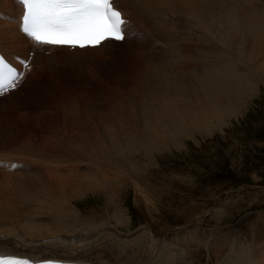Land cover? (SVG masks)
<instances>
[{
    "label": "bare ground",
    "instance_id": "6f19581e",
    "mask_svg": "<svg viewBox=\"0 0 264 264\" xmlns=\"http://www.w3.org/2000/svg\"><path fill=\"white\" fill-rule=\"evenodd\" d=\"M140 1L145 2L141 4ZM116 2L119 7L127 8L131 11L132 15L134 16V21L139 23L137 33H141L142 35L147 34L150 38L152 35L155 38L157 47L153 48L149 46L147 42L141 38V36H135L134 31L131 29L133 26L132 23L127 26V30L133 33L132 37L128 38L126 40V44L120 48H115L111 45L109 47L82 50L81 52L56 54L50 58H44L43 60L39 61L38 65L43 72V63L46 60L56 57H64L65 60H69L73 57H69V55H77L78 53H81V55L89 53L88 56H90L93 55V53H111L112 50L122 52L123 50H126L128 46H130L129 50H131L135 47L133 45L143 44L145 51H143V53L137 52L135 54L136 58L138 59V73H135V81L133 80L132 83H129L131 85L130 88L123 93H110L114 99L119 101V103H117V107H115V112H111L112 116L126 118V120H128L126 124H122L120 128H114L112 125L108 123L106 124L105 120H107L106 117L109 115V113L106 112V115H104V112L102 113L101 111V106H103L102 104L104 101H106L105 96L107 94H102L105 93L103 91H100L99 93L97 92L95 94L96 101L93 99L90 100L88 97V99H85L80 96H77V99L72 101L69 99L70 97H73V94L69 96L66 94L62 95V92H58L59 97L68 101L67 104L59 103L58 105L52 106L54 109V114H49L48 117L41 116L35 120L28 118L30 116L29 114L32 112L28 110L30 109L29 107L36 106L35 109L40 107H48V105L39 104L40 99L45 100L44 98L47 95H55L57 89L61 90L62 80L60 79H65L68 77V73L65 72L71 69V66L70 68L67 67L68 69L64 68V72H58L55 74L58 81L55 80L56 82H51L53 83V86H50L51 83L48 84V87L45 85V83L41 85L33 83L35 80H38L40 76L36 78L33 77L27 83L26 87L20 92L21 94L19 96L15 95L12 98L0 101V105L4 104L7 106V104L10 103L12 106L14 105L13 108L17 109L19 112L18 115L20 114L21 116H25L23 115L24 112H21V110L27 107L28 112L26 111L27 114L25 117L31 122L22 120V128L17 132L15 131V133H18V135H13L14 137H12L11 141L8 142L10 144L16 137L21 136L23 139L20 137L21 140L18 139V141L23 146H21V148L18 150H23L25 156L27 154V157H34L36 155L37 158V155L39 154L45 156L47 161H53L46 165V167L44 166V171L46 172L44 174H46V177L44 178L41 176L42 179L44 178L42 180V187L51 189V197L53 196L52 194L54 192L56 194L54 196H57V198L61 199L63 202H66L67 199L68 203H71L76 197L86 195L88 193L104 195L105 190H111L114 187V185L112 187V183L116 184L117 186L119 185L116 183L117 181L119 182L118 179H124V181H128V183L132 184L134 188H141L140 186L142 184H140V182L143 180L140 181V178H142L147 172L146 169L140 165L141 163H139V160L137 159V153H141V151L140 148H136V145H143L145 147V154L148 151V155H150V146L154 148L158 146V139L163 137L156 132L155 128L145 126L144 123L146 119L149 120V126L152 122L162 126L163 128L166 127L168 122L180 120L182 116L185 118H192L197 124L204 125L207 122L208 113L213 118L216 117L217 112L213 109L226 111L229 108H232L233 111H239L243 107V102L245 99H249V96L253 94V91L258 85L257 76L252 70L258 71V73L264 79V0H116ZM151 2L155 3L151 4ZM21 13L22 10L17 0H0V14L8 16L11 22L5 23L0 20V24H3L6 28H8L7 30H9L8 33H5V31H0V37H5L8 42L6 44L7 46L5 45L6 47L0 46V52L7 60L16 64L17 66H19L21 62L18 52L24 50L25 55L22 59L24 60L28 57L31 51H36L29 39L24 34H21L18 30ZM254 13L255 17H252ZM8 45L12 49L10 48L9 50V48H7ZM208 46L211 47V49H208ZM107 49L111 51L108 52ZM115 51H113L115 54L119 53ZM223 58L227 60L226 63H223ZM52 73H50V75ZM64 73L65 75H63ZM205 73H210L208 78H217L218 82L205 81L210 85L202 87L204 80L200 82V80L198 81V78H200V74L202 75ZM187 78H194L195 81L193 80L191 83L196 84L195 93L199 98H209L210 92L212 99H214V101H212L214 105L202 101H187L184 102L185 106H183L180 102L172 100L168 96L170 95V91H168V95H166V97L170 98L168 100L162 101L160 103V101H158V99H160V93H156V95H154V100L150 99V101H148V99H146V103H151L149 108L143 104V100L146 98V96L152 94L149 89L152 88L156 89V91H160V87H164V85H162L160 82H163L165 85H172L170 89H172V93H174V91H178V85H185L184 83L186 80H188ZM182 79L185 80L181 81ZM153 82L158 83V85H156V87H152ZM227 86H232L233 91H226V89H228ZM224 87H226L224 91H222V89H214ZM164 91H166V87L162 89V93H164ZM182 93H184V91H182ZM99 94L102 100H99ZM216 95L220 99V102L217 104L218 108L216 107ZM176 97H180V93H178ZM109 99L110 98L108 97V101H106L107 104ZM162 99H164V97H162ZM22 102H26L28 106L23 105ZM179 107H184V109H179ZM5 110H7V108ZM14 111H10L9 115H5L6 113H1L0 116H2V119H5L6 121H13L15 117ZM137 113H139L141 116H139ZM183 113L186 114L183 115ZM41 118L46 120L43 122H45L47 130L43 132L45 133L44 135H38L40 138H42L40 140L36 133L34 134L36 136H33L32 133L35 131L33 130L34 126L39 127V123L41 122L39 120ZM51 118L57 119L56 121H58L60 124L56 127L48 128L50 127V123H48V121L52 120ZM144 118L146 119L144 120ZM182 123L185 125L184 120H182ZM21 125H17V127L19 128ZM31 125L32 129L30 128ZM123 127H133L134 135L131 129H123ZM56 128L59 129L55 131ZM112 129L117 130V132L112 131ZM74 130L76 132H74ZM139 131L142 132V135L139 134ZM28 132L32 135L29 134V137L27 138H25L26 136H22L24 133V135H26ZM127 133H129V137H127ZM59 134L61 135V138H59ZM127 139H130L128 140V143ZM2 145L4 146L5 144ZM12 146L9 148V150H14ZM25 150L28 151V153H26ZM131 150H133L132 153ZM12 155H14V152ZM1 156L2 155H0V159L2 161L6 160L1 158ZM74 156L79 159V162L84 163L83 169L85 173H79L78 169L75 173H72V170L67 169L65 166H61L62 168L59 169L61 164V162L60 164L58 163L59 160L69 162V159L74 158ZM15 157L17 156L15 155ZM27 157H25L26 161ZM43 160L45 159L43 158ZM22 162L24 164L25 161ZM65 163L68 164L67 162ZM18 168L19 167H17L15 172H7L10 174H15L21 170V167L19 169ZM59 170H61L63 173L59 174ZM38 176L40 177L39 174ZM20 177H24V175ZM29 183H33L34 185L36 182H34V180H29ZM109 185H111L112 188ZM43 191L44 190L41 191L42 193L39 192V198H41L40 193L43 194ZM45 192L46 191H44V193ZM139 192L140 191H138V193ZM48 194L49 193L47 192L46 195L49 196L50 194ZM27 199H29V197L26 198V201ZM42 200L39 202L41 203ZM58 200L57 203H59ZM45 202H47V199ZM13 203L14 201L0 202V225L4 227L0 228V252L37 258V260L55 259L62 261L88 262L91 264H111L110 262L103 260L93 261L90 258H86L84 253L88 251L87 247L90 243L81 244L73 241L74 238H70L66 240L69 242L68 246L66 247L65 239H58L55 237L56 229L54 237H51V233L48 232L49 230L46 229L47 231L44 230V232H40L43 228L41 230L39 229L40 231L38 229L32 230L30 227H28L30 224L27 226L26 224L20 222L17 224L19 227L17 230L15 228H11L9 226L10 215H4L5 213L3 211L8 210L9 212L8 207ZM26 204L28 205V201ZM43 205L44 204H40V206H38L42 208ZM54 205L53 207L56 206ZM50 206L52 207V205ZM12 207L10 208V212L13 211ZM15 207L17 208V206ZM15 207H13L14 210ZM51 207L49 211L51 210ZM41 208L39 209L41 210ZM73 209L75 208L73 207ZM33 210L34 208L32 211ZM40 210L37 209L38 212ZM41 211L45 212L43 209ZM55 213L52 212L53 215H55ZM11 215L15 218H19V215L17 214ZM198 219L200 220V218ZM57 220L58 218L56 221ZM61 220H63V218ZM90 222L93 226V221ZM98 223L100 224V222ZM53 226L50 228V230L54 229ZM257 229L260 230L261 228ZM64 231H67V229ZM64 231L63 233H65ZM86 231H89L87 230V227ZM89 232H91V230ZM67 233L69 234L68 231ZM213 235L214 234L211 233L210 237L212 238ZM109 236L110 235H108V237ZM114 236L119 237L118 234ZM133 236L134 239L129 238L130 235H127L120 240L119 245L124 244V250L120 252H128L129 254H127L129 256L128 258H122V255L117 256L118 264H171L173 263L172 258L176 256L179 258L183 255H186V251H188L189 246L192 244V242H194V240L196 241L197 239V236L195 237V235H188L189 238L187 237L188 239H184V242L172 241L173 243L170 246L168 243H159L160 240L158 239L159 241H157L155 234L149 230L148 233L141 230ZM240 237L238 238L236 236L229 235L228 240L231 245H235L239 242L243 243L238 246L237 249L236 247H233L228 252L226 250L229 243H223L216 246V242L213 239L212 241L214 242V245L212 244V241L204 242L208 253L211 251L213 254L212 257L215 260L213 261L215 262L214 264H264V244H262L264 242H262V240L261 242L256 241L259 239L257 238L258 236L256 237L254 234L252 235V238L242 236ZM254 237L256 240H254ZM225 239L227 240V238ZM190 240H192V242H190L191 244L189 245L188 241ZM199 240L200 242L202 241L203 245V240ZM108 241L109 240L107 239V245L109 243ZM110 241L112 240L110 239ZM135 241L137 244H146L147 248H144L142 245V247L140 246L139 249L140 252H136V255L131 256L128 248L132 249L133 243H135ZM127 243H129L130 246H128ZM109 244L111 245V243ZM164 244H166V247ZM260 245H262L261 248L263 247L262 250L260 249L262 253L258 252V246ZM138 246L139 244L137 247ZM257 247L258 251L254 254V251L252 252V250ZM111 248L113 249V247ZM134 249L137 248L134 247ZM143 249L147 251L146 256L143 254L145 252H143ZM171 249L177 250L176 255L174 252H171ZM116 250L117 249H115V251ZM222 250L227 252L224 253L226 255L221 253ZM58 254H62L63 256H55ZM218 254H220L222 258H219L221 256H218ZM209 259L210 258L208 257V261Z\"/></svg>",
    "mask_w": 264,
    "mask_h": 264
},
{
    "label": "rangeland",
    "instance_id": "374dc122",
    "mask_svg": "<svg viewBox=\"0 0 264 264\" xmlns=\"http://www.w3.org/2000/svg\"><path fill=\"white\" fill-rule=\"evenodd\" d=\"M144 2L145 1H140L141 4ZM154 3L155 2H151V4ZM252 17H255V13ZM0 20L5 23L10 22L9 17L4 14H0ZM0 28V31L2 32H9V30H7L8 28H6L3 24H0ZM7 43L8 42L5 37H0V46L6 47ZM133 46H135L133 49L129 50L130 46H128L127 49L122 52L112 50L111 53H93V55L90 56H88L89 53H85L84 55H71L73 57L69 60L56 58L45 61L43 63V75L39 77V79L37 78L38 80H35L33 83H37L38 85L45 83L48 87L49 83L57 80L55 76L56 73L64 72L65 70L63 69H68L70 66L71 69L65 72L68 73L67 78L60 79L62 80L61 90L57 89L55 95H47L44 98L45 100L40 99L39 104L48 105V107H40L37 109H35L36 106L29 107L30 109L28 110L32 112L29 114L30 116L28 115V118L35 120L41 116L48 117L49 114H54L52 106L58 105L59 103L67 104L68 101L59 97L58 92H62V95L66 94L69 96L73 94V97H70L69 99L73 101L77 99V96L95 100V94L103 91L105 93L102 94L105 95L107 93L105 100L108 101V97L111 99H109L108 104L104 101L102 104L103 106H101L104 110L103 111L101 109L102 113L104 112V115H106V112L109 113L106 117L107 120H105L106 124L108 123L114 128H120L122 124H126L128 122L126 118L112 116L111 112H115V107H117V103H119V101L114 99L110 93H123L130 88L131 85L129 83H132L133 80L135 81V73H138V59L135 54L137 52L143 53L145 48L143 47V44ZM7 48L10 50L11 47L8 45ZM208 49H211V47L208 46ZM110 51L111 50H108V52ZM113 51L119 53L115 54ZM24 55V50L18 52V56L21 60ZM222 61L223 63L227 62L225 58H223ZM252 71H254L257 76L258 85L253 91V94L249 96V99H245L243 107L239 111H233L232 108H229L226 111L213 109L217 112L216 117L213 118L208 113L207 122L204 125L197 124L192 118H185L182 116L180 120L168 122L164 128L152 122L149 126V120L144 118V120L146 119L144 123L145 126L155 128L156 132L163 137L158 139V146L155 148L150 146V155H148V151L145 154V147L143 145H136V148H140L141 151V153H137V159L139 160V163H141L140 165H142L147 172L142 177L143 179L140 178V181L143 180L140 182V184H142L140 186L141 188H134V186L128 183V181H124V179H121V181L118 179L119 182L117 181L116 183L119 185L117 186L112 183L111 185L112 187L114 185V187L112 188L111 185H109L112 189L105 190L104 195L88 193L86 195L76 197L71 203H68L67 199L66 202H63L61 199L57 198V196H54L56 195L54 192L51 197V189L42 187V180L46 177V174H44L46 173L44 171L45 167L53 161H47L45 156L39 154L37 155V158L36 155L34 157H27L28 154L25 156L23 150H18L21 146H23L18 141V139H23L21 136L16 137L11 142L12 144L14 143V147L11 143L9 144L11 138L18 135L15 131L17 132L22 128V120L31 122L25 117L27 114L26 111L28 112L27 107L21 110V112H24L23 115H25L21 116L20 114L18 115L19 112L17 109L13 108L14 105L12 106L11 103L7 104V106L4 104L0 105V114L6 113L5 115H9L10 111L16 110L14 111L15 122L14 120L6 121L5 119H2V116H0V150L8 152L12 157H14L13 159H20L21 162L25 161L24 166H21V170L15 174L5 173V170H3V172L0 171V202L14 201V203L8 207L9 212L12 206H17V208L15 207V210L12 207L13 211L10 213L8 210H6L7 212L3 211L5 213H3L4 215L7 216L9 214L10 219L13 220L11 221L9 219V226L17 230V228H19L17 224L20 222L26 224L27 226L30 224L28 227L32 230H41L42 228L43 229L41 231L39 230L40 232L49 230L48 232L51 233V237H54L56 229L55 237L58 239H65L66 247L69 244L66 240L70 238H74L73 241L77 243H90L87 247L88 251L84 253V256L92 259L93 261L103 260L110 262L111 264H118L117 256L119 255H122V258H128L129 256L128 252H120L124 250V244L121 242L123 245H119L120 240L127 235H130L129 238L134 239L133 235L137 234V232L141 230L146 231L147 233L148 230L151 231L155 234L156 240H160L159 243H168L170 246L173 243L172 241L184 242L183 240H186L187 237L189 238L190 235H195V237L197 236L196 241H188L189 245L191 244L190 242H192V244L189 246L188 251H186V255L179 258H177V256L172 258L173 263L171 264H214L215 262L213 261L215 260L212 257V252L210 251L208 253V250H206L204 245V242H211L212 239L215 240V245L218 246L223 243H229V235L236 236L238 238L240 236L252 238V235L254 234L256 237L258 236L257 238L259 239L256 240L254 237V240L258 242H261L262 240V242H264V79L258 71ZM50 73L52 74L50 75ZM65 73L63 75H65ZM209 75L210 73L199 75L200 78L203 76L201 79L198 78V81L200 80V82L204 80L202 87L210 85L206 83L207 81L218 82L217 78H208ZM187 79V83H184L185 85L173 84L178 85L179 87L178 91H174V93H172V89H170L172 85H165L163 82H160L164 85V87H166V91L162 93V89H164V87H160V91H156V89L152 88L149 89L152 94L146 96L143 100V104L149 108L151 103H146V99H148V101H150V99L154 100V95H156V93H160V99H158L160 103L171 98L172 100L180 102L183 106H185L184 102L187 101H202L214 105V103H212L214 99H212L210 92L209 98H199L195 93L196 84L191 83L194 78ZM184 80L185 79H182L181 81ZM51 84L50 86H53V83ZM156 85H158V83L153 82L152 87H156ZM227 87L228 89H226V87L214 89H222V91L226 89L228 92L233 91L232 86ZM168 91H170V95H168ZM182 91H184V93H182ZM178 93H180V97H176ZM166 95L170 98L166 97ZM162 97H164V99H162ZM99 100H102L100 94ZM219 102L220 99L216 95L217 108V104ZM22 104L28 106L26 102H22ZM6 108L7 110H5ZM179 109H184V107H179ZM184 114L186 113H183V115ZM139 116L141 115L139 114ZM51 119L52 120L48 121V123H50V127L48 128L56 127L60 124L56 121L57 119ZM182 120L185 121V125H183ZM39 121H41L39 123V127L34 126L33 130L35 131L33 133L31 131L33 136H38L39 134L44 135L45 133L43 132L47 130V126L45 122H43L46 120L41 118ZM17 125L21 126L18 128ZM31 127L32 125L30 128ZM58 129L59 128H56L55 131ZM123 129H131L134 135L133 127H123ZM112 131L117 132L115 129H112ZM74 132L76 131L74 130ZM35 133L36 135H34ZM24 134L22 136H26L25 138H27L30 133H27L28 136L27 134ZM139 134L142 135V132L139 131ZM39 136L38 138L41 140L42 138ZM127 137H129V133H127ZM59 138H61L60 134ZM128 140L130 139H127V143ZM2 144L5 145L3 146ZM10 145L14 148V150H9V148H11ZM11 151H18L23 155H17L15 153L12 155L13 152ZM25 152L28 153L26 150ZM132 152L133 150H131V153ZM15 155L17 157H15ZM25 157H27V161ZM43 158L45 160H43ZM78 160L79 159L74 156V158L69 159V162L71 161L70 163L68 161L60 160L59 162H56L59 164L61 162L59 169L62 168L61 166H65L67 169L72 170V173H75L77 169L79 173H85L83 169L84 163L79 162ZM34 173L37 174L35 175ZM61 173L63 172L59 170V174ZM19 175H24V177H20ZM41 176L44 178L42 179ZM29 180H34L36 183L33 185V183H29ZM42 190L46 192L44 193L43 191V194H41ZM138 191L142 194H139ZM39 192H41V198H39ZM47 192L50 194H48L49 196L46 195ZM28 197L29 199H27V201L29 206L26 204V198ZM50 197L52 199L54 197V199L52 200ZM46 199L47 202H45ZM41 200L42 202L40 203L39 201ZM57 200L59 203H57ZM40 204H44L42 208L39 207ZM49 204L52 205V207ZM46 205L47 207L49 205L48 209ZM53 205L55 207H53ZM36 206L38 210L41 208V210L43 209L45 212H42L41 210L40 211L42 213L40 211L38 212ZM50 207L52 211H49ZM73 207L75 209H73ZM33 208L34 210L32 211ZM52 212L58 213L53 215ZM11 214H17L19 215V218H15ZM56 217L58 218L57 221ZM62 218L64 221L61 220ZM198 218H200V220ZM89 220L93 221V226ZM98 222H100V224ZM52 226L54 229L51 230L54 232L50 230ZM85 226L87 227V230H91V232L86 231ZM256 226L261 229H257ZM67 227L69 229L71 227L72 228L69 230ZM0 228L4 227L0 225ZM66 229L69 234L67 231H64ZM211 233L214 234L212 238L210 237ZM116 234H118L119 237L114 236ZM108 235L110 236L108 237ZM225 238H227V240ZM107 239L111 245L109 243L107 245ZM110 239L112 241H110ZM199 239L203 240V245L202 241L200 242ZM135 243H133L132 249L128 248L131 256L136 255V252H140V246L142 247L143 245L144 248H147L146 244L140 243H138V248L136 241ZM242 243H236L237 245H231L229 243L226 251H230L233 247H236L237 249V247ZM166 244H164L165 247ZM212 244L214 245L213 241ZM114 245L118 246L115 247ZM127 245L130 246L129 243H127ZM261 246L262 245L258 246L259 249L258 247L253 249L252 252L254 251L253 253L255 254L259 250L258 252L262 253L261 250L264 246L262 248ZM111 247H113V249ZM134 247L137 249H134ZM115 249L117 250L115 251ZM226 251L222 250L221 253L224 254ZM143 252L144 256H146L147 251L143 249ZM171 252H174L176 255L177 250L171 249ZM55 256L62 257L63 255L58 254ZM218 256L221 255L218 254ZM208 257L210 258L209 261ZM219 258H222V256Z\"/></svg>",
    "mask_w": 264,
    "mask_h": 264
},
{
    "label": "snow or ice",
    "instance_id": "6c2138e0",
    "mask_svg": "<svg viewBox=\"0 0 264 264\" xmlns=\"http://www.w3.org/2000/svg\"><path fill=\"white\" fill-rule=\"evenodd\" d=\"M19 30L37 47L99 48L127 38L128 22L115 0H18ZM27 67V65H22ZM23 73L0 56V96L14 91ZM0 264H31L0 254Z\"/></svg>",
    "mask_w": 264,
    "mask_h": 264
}]
</instances>
